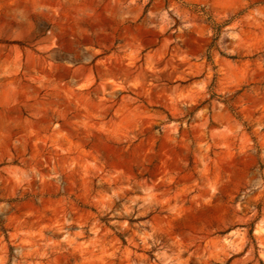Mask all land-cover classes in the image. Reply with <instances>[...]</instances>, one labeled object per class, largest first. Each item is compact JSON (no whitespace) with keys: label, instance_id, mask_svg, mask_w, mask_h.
<instances>
[{"label":"rangeland","instance_id":"rangeland-1","mask_svg":"<svg viewBox=\"0 0 264 264\" xmlns=\"http://www.w3.org/2000/svg\"><path fill=\"white\" fill-rule=\"evenodd\" d=\"M0 264H264V0H0Z\"/></svg>","mask_w":264,"mask_h":264},{"label":"trees","instance_id":"trees-1","mask_svg":"<svg viewBox=\"0 0 264 264\" xmlns=\"http://www.w3.org/2000/svg\"><path fill=\"white\" fill-rule=\"evenodd\" d=\"M207 20L212 24V27H213V30L215 31V35H214V38H213V42L211 43L210 47H209V50H208V59L209 60H212V54H211V51L213 49H217V44H218V40L220 38V35L222 33V28L224 26V24H219V23H216L212 18L211 16L207 17ZM216 96L215 93L212 94V97Z\"/></svg>","mask_w":264,"mask_h":264}]
</instances>
